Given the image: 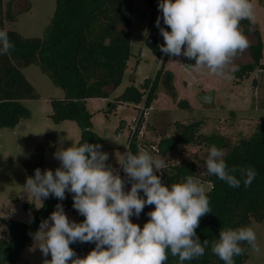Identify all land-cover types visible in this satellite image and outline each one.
Masks as SVG:
<instances>
[{
	"label": "clouds",
	"instance_id": "1",
	"mask_svg": "<svg viewBox=\"0 0 264 264\" xmlns=\"http://www.w3.org/2000/svg\"><path fill=\"white\" fill-rule=\"evenodd\" d=\"M158 9L162 17H157L155 26L164 40L159 45L163 54L194 61L183 65L189 71L207 70L220 77L238 71L233 61L249 47L242 21H249L248 31L255 24L252 0H160ZM161 19L167 27H161ZM14 48L8 33L0 30V55ZM101 149L102 145L88 142L65 148L61 142L53 154L60 166L55 171L37 168L34 176L26 178L24 191L39 207L50 196L63 201L67 192L72 194L73 208L85 218L80 223L70 220L58 203L48 219L41 221L33 239L45 257L43 264H167L169 252L178 264H184L204 256L209 244L211 253L224 264H235L234 257L246 251L245 243L259 253L256 233L248 226L222 228L218 239L200 240L196 229L211 208L204 187L193 176L168 186L158 175L165 166L162 158L148 150L133 154L127 149L118 161L122 177ZM224 156L223 150L210 147L207 174L238 188L239 173L248 188L255 169L229 168ZM126 183L131 184L127 191ZM146 206L154 208L141 227L131 217L138 218ZM76 242L95 247L81 258L70 247Z\"/></svg>",
	"mask_w": 264,
	"mask_h": 264
},
{
	"label": "rangeland",
	"instance_id": "2",
	"mask_svg": "<svg viewBox=\"0 0 264 264\" xmlns=\"http://www.w3.org/2000/svg\"><path fill=\"white\" fill-rule=\"evenodd\" d=\"M9 2H12L17 21L6 24V29L17 31L26 38L42 37L54 15L56 0H3L4 9ZM252 3L256 11L253 28L259 29L264 45V0H252ZM134 10L138 16L130 25L132 55L123 68L121 84L108 97L93 96L86 102L92 116L93 130L103 139L102 151L109 154L107 163L119 172L121 169L118 161L129 149L131 133L139 111L145 104V96L140 101L116 104V100L128 87L133 86L143 91L144 82L156 78L164 58V55L159 57L146 43V39L151 36H158L164 43L155 26L157 17H162V13L159 9L154 11L148 0H134ZM161 27H167L162 19ZM242 27L250 47L254 43L253 34L244 23ZM249 47L243 54L237 55L233 61L235 65L251 61ZM182 63L184 64L181 56L169 57L165 62L157 99L151 104L153 109L144 118L135 146L138 151L148 150L154 157L162 158L165 166L161 172L172 165L195 162L198 165L196 180L208 191L211 186L203 179L211 142H206L202 137L215 135L222 138L223 145L220 143L218 148H223L221 150L226 153L225 145H235L240 139L248 138L254 133L256 125L264 121V70H257L249 79L237 83L233 76L220 77L207 70L189 71ZM262 63L264 64V50ZM167 72L172 74L174 93L165 83L164 75ZM22 73L35 88L38 98L22 101L30 111V118L21 120L14 127L0 128V240L8 237L6 221L28 222L33 212L26 209V206L40 208L39 202L24 191L26 178L34 176L37 168L42 172L45 169L55 171L60 162L53 154L61 146V142L67 148L72 144L77 145L81 139V128L77 122L66 120L57 123L50 117L51 101L63 99L64 91L54 86L35 65L24 68ZM202 91L215 92L214 107L206 108L198 103L197 95ZM113 104H116V109L112 108ZM193 121L200 122L198 135L202 137L197 138L195 143L161 155L160 141L178 135L175 122L187 125ZM121 176H125L123 171ZM130 187L131 184L126 183L125 190ZM140 195L143 196V192ZM79 216L75 209L68 214L69 219L77 223ZM131 220L143 227L148 218L140 215L138 218L131 217ZM248 227L255 231L260 251L257 253L249 247L246 264H264V221H252ZM44 259L33 241L22 252L17 264H43ZM47 259L50 260L51 256Z\"/></svg>",
	"mask_w": 264,
	"mask_h": 264
},
{
	"label": "trees",
	"instance_id": "3",
	"mask_svg": "<svg viewBox=\"0 0 264 264\" xmlns=\"http://www.w3.org/2000/svg\"><path fill=\"white\" fill-rule=\"evenodd\" d=\"M160 0H148L154 11L158 9ZM134 10V0H56V9L42 37L26 38L20 33L6 29V24L17 21L13 14L12 2L4 9L0 0V30L8 33L15 48L10 54L0 55V128L14 127L21 120L30 118V111L22 104L23 100L37 99L38 94L33 85L22 73L24 68L35 65L45 74L52 84L64 91V98L51 101V118L59 123L66 120L75 121L81 128V139L77 145L85 142L103 145V139L94 132L92 116L86 102L90 97H108L122 81L123 68L132 55L131 30L132 20L137 17ZM142 18V16H140ZM249 28V21H242ZM254 43L249 47L251 61L239 63L238 71L233 73L237 83L249 79L257 70H264V45L258 28L252 29ZM146 43L162 59L161 67L154 80H146L140 91L135 87H128L117 103L140 101L145 96V107L149 108L157 99L159 81L164 74V64L169 56L160 51L163 44L158 36H151ZM184 63L194 64L181 56ZM172 74L165 73L164 80L174 93ZM259 83V81H258ZM256 81L254 80V86ZM174 97V95H172ZM116 104L112 105L116 109ZM178 135L162 139L159 143V153L168 152L190 143H195L201 135L200 122L183 125L175 122ZM136 134L130 138L129 149L137 154ZM198 138V139H197ZM218 145L224 140L212 135L202 137ZM200 141V140H199ZM217 144V145H216ZM220 145V146H221ZM227 152L224 159L229 168L233 166H251L256 176L248 188L244 187L243 178L238 188L229 187L215 175L207 174L205 169L204 181L210 184L205 191L210 200L211 212L201 218L196 229L197 236L203 241L210 242L219 238L222 228L249 226L252 221H264V121L256 125L254 133L248 138L240 139L235 145H225ZM223 149V148H221ZM102 150V149H101ZM198 165L193 161H186L180 165H172L161 172L162 181L170 186L182 182L191 175L197 178ZM122 174V170L120 175ZM61 203L65 213L74 211L72 194L66 192L63 201L54 196L45 200L39 209L27 205L32 210V218L28 222L6 221L8 237L0 240V264H17L22 252L34 241L33 234L39 229L41 221L48 219ZM154 206H146L141 216L153 210ZM85 218L80 215L79 223ZM78 257L86 256L94 247V243L76 242L70 245ZM241 256L234 257L235 264H246L248 248ZM167 264H178V258L169 252ZM184 264H224L216 255L211 253V247L205 249L204 256Z\"/></svg>",
	"mask_w": 264,
	"mask_h": 264
},
{
	"label": "water",
	"instance_id": "4",
	"mask_svg": "<svg viewBox=\"0 0 264 264\" xmlns=\"http://www.w3.org/2000/svg\"><path fill=\"white\" fill-rule=\"evenodd\" d=\"M186 65H188L186 63ZM197 101L200 105L206 108H212L215 106V92L206 94L204 91L197 95Z\"/></svg>",
	"mask_w": 264,
	"mask_h": 264
},
{
	"label": "built area",
	"instance_id": "5",
	"mask_svg": "<svg viewBox=\"0 0 264 264\" xmlns=\"http://www.w3.org/2000/svg\"><path fill=\"white\" fill-rule=\"evenodd\" d=\"M152 109H153L152 106H150L149 108H146L145 105L140 109V111H139V115H138V117H137V119H136L135 125H134V127H133V131H132V133H131L132 136H133L134 134L138 135L139 130H140V127H141V125H142L143 122H144V118L146 117V114H147L149 111H151ZM136 137H137V136H136Z\"/></svg>",
	"mask_w": 264,
	"mask_h": 264
},
{
	"label": "crops",
	"instance_id": "6",
	"mask_svg": "<svg viewBox=\"0 0 264 264\" xmlns=\"http://www.w3.org/2000/svg\"><path fill=\"white\" fill-rule=\"evenodd\" d=\"M181 62H182V61H181ZM182 65H186V63H184V64L182 63Z\"/></svg>",
	"mask_w": 264,
	"mask_h": 264
},
{
	"label": "flooded vegetation",
	"instance_id": "7",
	"mask_svg": "<svg viewBox=\"0 0 264 264\" xmlns=\"http://www.w3.org/2000/svg\"><path fill=\"white\" fill-rule=\"evenodd\" d=\"M210 93V92H209ZM206 94H208V93H206Z\"/></svg>",
	"mask_w": 264,
	"mask_h": 264
}]
</instances>
